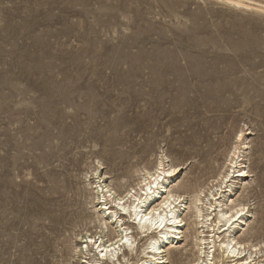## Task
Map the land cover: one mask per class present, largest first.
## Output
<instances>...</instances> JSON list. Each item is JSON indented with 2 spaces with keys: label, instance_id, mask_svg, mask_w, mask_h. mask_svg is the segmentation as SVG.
<instances>
[{
  "label": "rangeland",
  "instance_id": "obj_1",
  "mask_svg": "<svg viewBox=\"0 0 264 264\" xmlns=\"http://www.w3.org/2000/svg\"><path fill=\"white\" fill-rule=\"evenodd\" d=\"M240 129L250 131V227L264 234V11L219 0H0V264H66L75 239L100 231L84 178L96 161L118 191L119 178L136 179L135 155H145L139 167L160 153L192 161L175 188L217 172L192 165L204 138L227 152ZM190 240L168 264L192 260Z\"/></svg>",
  "mask_w": 264,
  "mask_h": 264
},
{
  "label": "bare ground",
  "instance_id": "obj_2",
  "mask_svg": "<svg viewBox=\"0 0 264 264\" xmlns=\"http://www.w3.org/2000/svg\"><path fill=\"white\" fill-rule=\"evenodd\" d=\"M219 1L234 7L264 11L263 6L241 0ZM242 129L235 134V141L227 152L221 150L223 144L221 138H204L203 145L196 146V153L194 157H191L192 165L198 168L202 175L212 171L214 165L218 167L217 172L204 178V181L199 180L200 176H197L194 182L188 179L176 185L175 188H172V185L192 161L175 163L168 156L160 153L154 157L151 166L139 167L137 165L143 161L145 155L134 154L130 162L133 163L132 166L137 167L134 169L136 179L130 184L125 179L119 178L123 188L121 191H118L111 180H108L110 176L106 171H102L100 175L107 177V182L94 175L98 166L103 165L100 161H96L94 167L85 172L84 178L93 190L92 208L97 215L90 222L96 223L95 227L100 231L88 233L86 230L84 234H75L78 238L80 234L81 236L79 240L75 239L69 248L66 264H168L172 260H168L167 256L173 258V261L177 260L181 253L176 247H179L182 241L185 243L188 237L191 240L183 248L185 251H195L188 264H218L220 261L221 264H264V234H260L263 228L258 230L250 227L251 219L254 217V207L248 197L250 190L247 189L250 187V182L246 179L252 177V171L247 164L248 159L245 153L248 148L246 136L250 134V131L244 132ZM241 132L244 135L237 140L236 137ZM145 147L147 145L143 146ZM234 149L238 154L233 155ZM223 156L224 159L219 165L218 161ZM173 169H179V171L168 176L167 173ZM157 170L165 174L164 179L159 183V187L153 189L155 194L145 198L144 189L147 184L152 183ZM241 172L247 175L241 176ZM198 180L199 183H196ZM237 184H241L242 190L236 189ZM129 192L132 193L131 196L127 195ZM169 196L173 198L170 207L160 208ZM121 199L124 200L123 207L128 209L127 212L120 211L116 206V202ZM138 201L143 202L137 203ZM241 206L248 207L249 211L233 219L229 224L224 217L229 214L234 216V209ZM133 207L137 209L136 212L132 211ZM154 208L160 209L159 217L155 214L153 216V220L157 221L156 227L143 220V217ZM66 213L68 211L65 210L60 214L62 218L67 215ZM160 217H163L162 228L158 226ZM105 236L109 237L104 239ZM125 238L128 239L131 247L128 244L117 246L118 241ZM137 238L143 241L140 248H137ZM89 240L92 243H88ZM109 245L113 246V251L107 259L101 260L97 249L103 250ZM153 248L156 251H153ZM133 254L136 255V259L132 262Z\"/></svg>",
  "mask_w": 264,
  "mask_h": 264
},
{
  "label": "snow or ice",
  "instance_id": "obj_3",
  "mask_svg": "<svg viewBox=\"0 0 264 264\" xmlns=\"http://www.w3.org/2000/svg\"><path fill=\"white\" fill-rule=\"evenodd\" d=\"M244 133L241 132L239 136L236 137L237 140H240L242 137H243ZM238 154L237 151L234 149L233 150V155H236ZM166 159V158H165ZM103 168L104 166L103 165H99L98 168H97V171L96 173H94V175H97L99 179H103L105 182H107V177H103L100 175V173L103 171ZM179 171V169H173L171 172H168L167 175L168 176H172L174 172H177ZM241 176H246L247 174L244 173V172H241L240 173ZM164 176L165 174L162 172V171H159L157 170V173L156 175L153 176L152 178V183L150 184H147L146 188L144 189V195H145V198H147L148 196H151V195H154V191L153 189L156 188V187H159V183L164 179ZM105 191H108V189H104ZM135 191V190H133ZM128 196H131L132 193L129 192L127 194ZM173 200V198L171 196L168 197V200L165 201L164 203H162L160 205V208H163V209H168L170 207V202ZM143 201H138L137 203H142ZM176 202L178 203L179 200L177 199ZM123 204H124V200L121 199V200H118L116 202V206L120 209V211L122 212H127L128 209L127 208H124L123 207ZM133 212H136L137 209L135 207H133L132 209ZM249 211V208L248 207H245V206H241L237 209H234V212H235V215L233 216L232 214H229L228 216H225L224 219L230 224L232 222L233 219H237L238 217H240L242 214H245ZM159 212H160V209L159 208H154L152 209L151 212H148V214L146 216L143 217V220L145 222H148V223H152L153 227H156L157 226V221H154L153 220V216L154 214L159 217ZM137 222H139V218H137ZM176 223H180V221H175ZM159 227H163V217H160L159 218ZM88 243H92L91 240L88 241ZM122 244H128L129 247H131L129 241L127 238L123 239V240H120L118 241V244L117 246L119 245H122ZM85 247H87V245H85ZM97 251L100 252V257H101V260H105L107 259V256L113 251V246L112 245H109L108 247L104 248L103 250H100L99 248L97 249ZM153 251H156L155 248H153ZM113 259H115L113 257ZM154 259V258H153Z\"/></svg>",
  "mask_w": 264,
  "mask_h": 264
}]
</instances>
